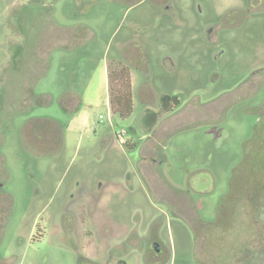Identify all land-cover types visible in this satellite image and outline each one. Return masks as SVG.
I'll return each instance as SVG.
<instances>
[{"label":"rangeland","instance_id":"374dc122","mask_svg":"<svg viewBox=\"0 0 264 264\" xmlns=\"http://www.w3.org/2000/svg\"><path fill=\"white\" fill-rule=\"evenodd\" d=\"M0 264H264V0H0Z\"/></svg>","mask_w":264,"mask_h":264},{"label":"trees","instance_id":"16d2710c","mask_svg":"<svg viewBox=\"0 0 264 264\" xmlns=\"http://www.w3.org/2000/svg\"><path fill=\"white\" fill-rule=\"evenodd\" d=\"M108 78L110 79V75L108 74ZM115 82L119 83V88L117 90H111L109 87V95L110 98V104H111V111L114 115H117L119 119L125 120L128 117L131 116L133 113V95L131 90V83H130V71L126 68H121L119 72L114 77ZM111 90V91H110ZM160 106L161 108L166 112H171L174 108H177L180 106V100L176 96L171 95H162L160 97ZM143 126L150 131L151 128H153L156 123L158 122V114L153 111H145L142 118H141ZM129 149H135L136 145L133 143L131 145H128ZM248 180V179H246ZM259 181V180H256ZM252 182V181H251ZM254 183V180H253ZM251 184V183H250ZM248 182L245 184L246 186L250 185ZM255 184H252L251 188H253ZM257 185V184H256ZM258 186V185H257ZM202 226H205L207 224H201ZM196 234L198 232L193 229ZM209 229H206V231ZM200 234V233H199Z\"/></svg>","mask_w":264,"mask_h":264},{"label":"flooded vegetation","instance_id":"af4514ba","mask_svg":"<svg viewBox=\"0 0 264 264\" xmlns=\"http://www.w3.org/2000/svg\"><path fill=\"white\" fill-rule=\"evenodd\" d=\"M229 12H237V11H235V10H231V11H229ZM240 14H242L241 12H239ZM226 17V16H225ZM225 20V19H224ZM223 26H220L219 25V23H217L216 24V21L214 20V23H213V26H211V28L208 30V37H209V39H210V37H215L216 35H217V33L219 32V33H225L227 30H228V25H226V22L224 21L223 22ZM220 26V27H219ZM219 27V28H218ZM208 39V41H210ZM178 108V107H177ZM102 141H103V138H102ZM101 141V142H102ZM101 148V147H100ZM162 151V149H160V147L159 148H156V149H153L152 150V153H151V158H150V160L152 161V165H154V167L160 172V168L158 167V165H160L161 164V162H162V159H159V158H157L156 157V155H159V156H162V157H164L162 154H160V152ZM241 188H245V185L243 186H241ZM234 197H235V199H236V201H238L239 202V200L241 201L242 199H244L245 198V193L243 192V191H240V192H238L237 194H235L234 195ZM157 244V246H158V243L157 242H152V248H153V250H155L154 249V247H153V245L154 244ZM156 251V250H155ZM156 252H159V249H157V251Z\"/></svg>","mask_w":264,"mask_h":264},{"label":"crops","instance_id":"0c3cea01","mask_svg":"<svg viewBox=\"0 0 264 264\" xmlns=\"http://www.w3.org/2000/svg\"><path fill=\"white\" fill-rule=\"evenodd\" d=\"M104 83H105L106 89L108 91L106 104H107V107L110 108L108 69H106V71H105ZM130 83H131V89H132L133 88V76H132L131 72H130ZM78 102H79L77 105L78 108L81 107L82 105H89V101L84 100V99H82V100L78 99ZM77 107H76L75 114L77 113V110H78ZM77 114L79 115V113H77Z\"/></svg>","mask_w":264,"mask_h":264},{"label":"built area","instance_id":"2783aa9c","mask_svg":"<svg viewBox=\"0 0 264 264\" xmlns=\"http://www.w3.org/2000/svg\"><path fill=\"white\" fill-rule=\"evenodd\" d=\"M109 110V114H111V110L110 108H108ZM98 119L99 120H103L104 119V116L103 115H99L98 116ZM125 136H126V131L125 130H118L116 133H115V137L117 139V141L120 143V144H124L125 143Z\"/></svg>","mask_w":264,"mask_h":264},{"label":"water","instance_id":"95a60500","mask_svg":"<svg viewBox=\"0 0 264 264\" xmlns=\"http://www.w3.org/2000/svg\"><path fill=\"white\" fill-rule=\"evenodd\" d=\"M153 247L157 251V244L156 243L153 245Z\"/></svg>","mask_w":264,"mask_h":264}]
</instances>
